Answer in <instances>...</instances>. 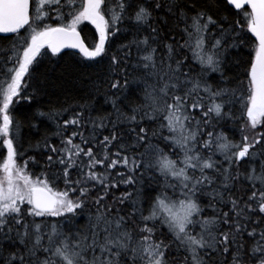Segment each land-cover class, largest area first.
<instances>
[{
  "label": "snow or ice",
  "instance_id": "snow-or-ice-1",
  "mask_svg": "<svg viewBox=\"0 0 264 264\" xmlns=\"http://www.w3.org/2000/svg\"><path fill=\"white\" fill-rule=\"evenodd\" d=\"M34 5L0 0V34H13L0 37L12 53L0 66V264H264V0ZM85 21L92 47L77 30ZM118 34L130 38L112 50ZM65 48L107 64L91 100L60 110L70 115L59 144L44 138L35 175L34 156L18 163L10 106L41 50ZM244 48L237 80L225 67H239L233 50ZM236 103L239 141L215 131Z\"/></svg>",
  "mask_w": 264,
  "mask_h": 264
},
{
  "label": "trees",
  "instance_id": "trees-1",
  "mask_svg": "<svg viewBox=\"0 0 264 264\" xmlns=\"http://www.w3.org/2000/svg\"><path fill=\"white\" fill-rule=\"evenodd\" d=\"M31 2V12H34V0H31ZM51 15L54 17L55 12H52ZM220 15H226L222 10V6ZM46 23L56 26L58 22L49 19ZM78 31H80L82 39L87 46H94L97 36L91 27L83 25L78 28ZM27 33L28 27L20 35L26 36ZM129 38L118 34L116 38H113L112 50H115L119 44L126 42ZM0 43L6 47L9 46L8 41H0ZM41 52L42 55L37 57L38 63L33 65V78H26V83L31 86L25 87L21 96L14 98V104L10 106V115H12L14 121L20 122L22 125L18 137H15V129L13 130L16 146L19 152L24 153L22 157L18 158V163L23 165L25 161L29 160V157L34 156L41 161L35 166L29 161V171L35 175L40 174L43 168V160L46 159V157L41 156V153L45 151L43 146L44 138L47 137L49 143L59 144V138L55 135L57 125L63 124V120L70 115V112H60V110L83 102L86 98L91 100L92 97L89 96V93L93 91V84L98 77H103L107 64L106 58L102 63H96L85 60L81 55L69 51L62 52L57 56H52L47 49H42ZM233 52L239 57L241 65L239 67L235 65L226 66L225 73L230 77L236 76L237 80H243V61L246 59L247 49H234ZM11 55V52H4L0 49V66H3L4 59ZM97 59L99 60V58ZM8 66L10 67L11 65ZM2 79L3 77L0 76V80ZM211 79H218V74L212 73ZM236 82V80L233 81V83ZM104 87H106V84ZM25 94L33 98L26 100L23 98ZM95 99L97 101L96 108H103L104 111L111 110L110 105L103 104V97L96 96ZM225 111H228V108H225ZM231 111L232 118L221 120L215 127V131L225 134L231 140L239 141L241 139L240 126L245 123L246 117L243 116L244 110L239 103H236ZM39 112L49 115L39 116L37 114ZM95 114L93 113V115ZM258 131L264 132V128L258 127ZM38 142L39 147H37ZM161 147H164V145L161 144ZM119 170L125 171L122 168ZM144 179L147 181L149 176L146 175ZM60 187H63V185L61 184ZM153 187H155V183H153ZM123 188L124 186L121 185L120 191ZM120 191H116L115 195L118 196ZM153 195H155V192H153Z\"/></svg>",
  "mask_w": 264,
  "mask_h": 264
},
{
  "label": "water",
  "instance_id": "water-1",
  "mask_svg": "<svg viewBox=\"0 0 264 264\" xmlns=\"http://www.w3.org/2000/svg\"><path fill=\"white\" fill-rule=\"evenodd\" d=\"M30 7H31V2H30ZM91 25V24H90ZM27 26V25H26ZM25 26V27H26ZM92 26V25H91ZM93 27V26H92ZM94 28V27H93ZM24 29V28H23ZM23 29H21L20 30V32L23 30ZM94 30H95V28H94ZM4 35H7V36H12L13 34H0V37H2V36H4ZM64 51H73V52H75V53H78V54H80L79 53V51L77 50V49H71V48H65V49H62L61 50V52H64Z\"/></svg>",
  "mask_w": 264,
  "mask_h": 264
},
{
  "label": "rangeland",
  "instance_id": "rangeland-1",
  "mask_svg": "<svg viewBox=\"0 0 264 264\" xmlns=\"http://www.w3.org/2000/svg\"><path fill=\"white\" fill-rule=\"evenodd\" d=\"M34 7H35V5H34ZM28 34V33H27ZM167 151V150H166ZM56 219V218H55Z\"/></svg>",
  "mask_w": 264,
  "mask_h": 264
}]
</instances>
